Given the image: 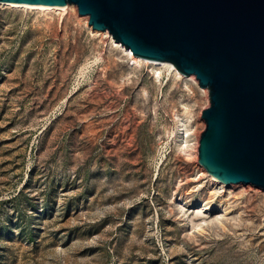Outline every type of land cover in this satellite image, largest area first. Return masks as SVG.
<instances>
[{"label": "rangeland", "instance_id": "obj_1", "mask_svg": "<svg viewBox=\"0 0 264 264\" xmlns=\"http://www.w3.org/2000/svg\"><path fill=\"white\" fill-rule=\"evenodd\" d=\"M75 8L0 5V264H264V189L199 164L209 92Z\"/></svg>", "mask_w": 264, "mask_h": 264}, {"label": "water", "instance_id": "obj_2", "mask_svg": "<svg viewBox=\"0 0 264 264\" xmlns=\"http://www.w3.org/2000/svg\"><path fill=\"white\" fill-rule=\"evenodd\" d=\"M74 4L134 55L173 63L207 88L199 164L264 189V0H0Z\"/></svg>", "mask_w": 264, "mask_h": 264}, {"label": "bare ground", "instance_id": "obj_3", "mask_svg": "<svg viewBox=\"0 0 264 264\" xmlns=\"http://www.w3.org/2000/svg\"><path fill=\"white\" fill-rule=\"evenodd\" d=\"M0 5H6V6H10V7L23 8V9H32V10L35 9V10L41 11L42 13H45V14H54L56 12L60 13V14H64V13L68 14L69 13V11H68L69 9L76 10V8H75L76 6L75 5H71V4L64 5V6H54V5H44V4H26V3H5V2H0ZM84 18L89 20V16H87V15L84 16ZM93 31L95 33H97V34L105 35L106 37H108L116 45V47L120 48L124 52V54H126L127 56H129L131 58L133 63H135V64H140V63H143V62L152 63V64H154V65H156L158 67V69H156V70H157V72H158L157 74L159 76H161L160 69L162 67H165V68H167L170 71V73H175L180 78H186V79L190 78V79L194 80L197 83V79H196V77L194 75H191L190 77L189 76H185L184 74H182L177 69V67L173 63L167 62V61L150 60V59H146V58H142V57L136 56V55L133 54V52L129 48H126L123 44H121L120 42L116 41L109 31H99V30H95V29H93ZM204 92L207 93V92H209V90L206 88V89H204ZM184 134L189 136L190 135V129L184 130ZM187 146H189V144L182 146V151H184L185 153L190 155V149ZM203 173H204V175L206 174V176L209 177L211 188H214V187H217V186H222V187L225 186V183L220 181L214 174L209 173L206 169L204 170ZM220 189H221V187H220ZM208 210H210V207L207 204H204V205H202V208H200L198 210V212L200 214L201 212H204V211L207 212ZM226 213H228V212H226Z\"/></svg>", "mask_w": 264, "mask_h": 264}]
</instances>
